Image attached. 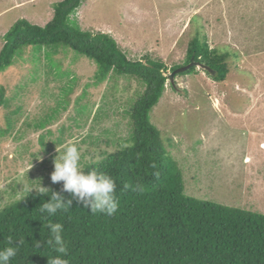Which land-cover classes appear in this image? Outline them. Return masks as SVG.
<instances>
[{"label":"rangeland","instance_id":"1","mask_svg":"<svg viewBox=\"0 0 264 264\" xmlns=\"http://www.w3.org/2000/svg\"><path fill=\"white\" fill-rule=\"evenodd\" d=\"M57 1L0 0V48L15 21L43 25ZM72 18L82 30L111 35L131 59L163 61L166 75L185 63L197 27L210 47L230 54L223 81L197 64L172 85L166 80L150 121L181 169L186 194L264 214V0H82ZM31 52L25 48L0 71L8 98L0 106V210L25 195V182L52 184L53 160L69 138L80 140L81 166L99 150L114 151L131 135V107L146 88L115 72L94 85V62L65 46L38 63ZM51 70L75 74L77 83ZM85 83L86 97L78 98Z\"/></svg>","mask_w":264,"mask_h":264},{"label":"trees","instance_id":"2","mask_svg":"<svg viewBox=\"0 0 264 264\" xmlns=\"http://www.w3.org/2000/svg\"><path fill=\"white\" fill-rule=\"evenodd\" d=\"M81 3H53V15L43 25L25 18L15 21L2 36L0 71L21 58L27 47L38 63L41 55L50 58L65 46L94 62V85L111 72L145 82L144 92L131 107V135L117 143L114 151L103 155L99 150V158L91 156L81 166L84 171L98 168L113 177L119 208L111 216L93 214L73 200L68 211L47 217L39 211L47 196L40 197L35 191L23 195L0 210V249L7 246L9 236L25 239L10 264H47L58 255L52 246L43 244L50 238L49 220L63 225L69 249L64 258L69 264H264L263 213L198 199L184 191L181 169L165 149L149 115L163 94L166 80L173 84L165 74L166 64L148 55L131 59L108 33L80 29L72 16ZM229 55L210 47L204 31L197 27L188 40L185 63L171 67V71L182 69L174 77L194 73L197 64L214 80L223 81L229 72ZM51 72L61 80L71 74ZM70 78L77 83L75 74ZM85 87L86 83L78 98L86 97ZM66 90L72 92L70 87ZM7 103L0 84V106ZM78 112L74 117L80 116ZM136 182L144 185L142 194L124 189L125 183ZM47 188L60 192L62 182ZM62 195L70 198L68 193ZM33 240L41 241L39 248L32 246Z\"/></svg>","mask_w":264,"mask_h":264},{"label":"clouds","instance_id":"3","mask_svg":"<svg viewBox=\"0 0 264 264\" xmlns=\"http://www.w3.org/2000/svg\"><path fill=\"white\" fill-rule=\"evenodd\" d=\"M168 79H170L169 75ZM172 80L171 82L173 83ZM40 159L41 157L38 160ZM50 180L53 184L62 182L60 192L42 187L40 183L39 185H33L28 182L23 184L25 197L33 190L40 197H48L46 202L43 200L39 205V211L42 215L46 214L47 217H53L58 211L66 212L70 209L73 200L84 208L90 209L93 214L102 213L111 216L119 208L116 181L113 177L98 168H92L88 171L82 170L80 140L77 137L69 138L62 145V152L55 156ZM124 189L142 194L144 185L140 182L125 183ZM62 193L70 194V198L66 199ZM46 226L49 230L50 238L43 241V244L46 243L52 246L58 253L55 257L49 258L47 264H69V260L64 258L68 255L69 249L63 235V225L49 220ZM24 243V237L16 239L13 236H9L7 238V246L0 249V264H10ZM40 245L41 241H32V246L36 249Z\"/></svg>","mask_w":264,"mask_h":264},{"label":"water","instance_id":"4","mask_svg":"<svg viewBox=\"0 0 264 264\" xmlns=\"http://www.w3.org/2000/svg\"><path fill=\"white\" fill-rule=\"evenodd\" d=\"M180 70H182V69H176L175 71H172V73L169 75V78L172 80V78H173L175 72H176V71H180Z\"/></svg>","mask_w":264,"mask_h":264}]
</instances>
